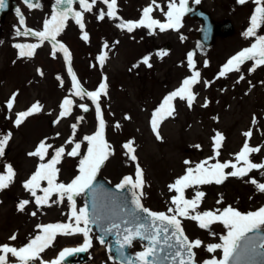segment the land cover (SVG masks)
Listing matches in <instances>:
<instances>
[{
	"label": "rangeland",
	"instance_id": "obj_1",
	"mask_svg": "<svg viewBox=\"0 0 264 264\" xmlns=\"http://www.w3.org/2000/svg\"><path fill=\"white\" fill-rule=\"evenodd\" d=\"M15 1L18 4V0ZM158 2L164 5L166 10L167 0ZM53 3L54 0H41V8L31 11L18 4V8L25 15L26 26L41 30L43 20L50 15ZM148 3L149 0H118V14L125 20H136L140 16V10ZM189 4L191 7H204L215 19L230 18L236 29L235 33L227 38H218L209 49L204 48L195 35L199 22L185 16L183 26L178 32L169 30L160 33L157 30L155 35H149L147 29L141 28L127 33L115 27L118 21L96 19L99 10L105 7L98 3L93 13L85 14L88 42L81 39L80 29L71 20L58 37L69 48L72 54V69L84 88L88 91L95 90L102 76L106 75L108 78L109 94L102 98V109L107 121L106 138L113 145L116 154L106 162L99 174L113 185L119 183L124 175L134 174L135 165L127 160L121 148L126 140L134 138L136 154L147 181L142 203L153 211L167 210L169 197L174 195L168 192L167 184L183 174L185 159L198 162L212 155L210 138L214 130L222 132L226 137L219 157L221 161L231 159L230 154L239 151L245 139L241 133L250 127L253 128L251 145L264 144V84L261 83L264 81V66L249 74L251 62L243 65L242 73L245 79L240 83H235L240 75L235 72L230 73L227 78L217 79L221 66L235 53L250 46L253 38L245 39L241 33L249 26V17L254 5L249 2L241 6L236 0H201L199 5L189 0ZM78 7V4L74 5V8ZM154 15L157 19H164L158 11ZM0 23V41H3L0 43V134L12 133L5 156L0 158V172L4 171V163H11L17 173L15 182L0 192V244L12 243L19 247L36 234L37 224L65 222L68 212L66 202L43 207L37 211L35 217L30 215L37 210L34 203H30L25 212H17L19 200L32 199L21 185L35 170L38 161L28 157L27 153L34 150L45 137L53 138L48 142L54 147H59L71 134L70 125L76 122L77 116L84 117L78 128L77 139L91 134L96 128V118L94 106L90 101L75 98L78 104H88L90 111L84 113L79 108H74L71 117L62 120L58 125L51 123L56 119L61 100L69 95L71 88V77L62 53H57L56 58H53L51 45L45 42L32 58L17 59L14 43L38 41L33 37L15 36V30L20 28L16 19V7L0 15ZM258 34L264 35V29ZM181 36L185 39L181 40ZM117 40L119 43L113 47ZM105 42L110 51L106 50L108 59L101 67L96 57ZM160 50H167L169 54L161 59L156 55ZM189 51L195 53L194 59L202 80L212 81L211 86L205 88L201 82L195 87L194 90L199 96L192 109H189L185 102L176 101L177 114L175 118H169L162 123L160 133L163 140L157 141L149 124L151 113L167 94L166 90L178 87L182 79L190 75L187 68ZM145 55L152 57L150 62L153 66L148 68L140 64L138 68H132V65L141 61ZM205 60L208 61V67H204ZM38 68L42 70V76L37 73ZM58 76L63 85L61 80L57 79ZM13 92H17L18 96L12 112H9L5 104ZM205 97L209 100L207 108L201 107ZM36 101L44 105L43 112L27 118L21 127H15V113L26 110ZM125 114L131 119L124 120ZM253 114L258 118L255 127L251 124ZM117 121L121 124L120 129L113 127ZM36 122L42 123L43 128L33 131L30 142L34 144L30 145L25 142V132L30 131ZM57 132L60 133L59 137H56ZM195 144L201 145L202 148L198 150L192 147ZM261 159H264V149L253 155L254 162H260ZM77 165L78 158L66 157L59 165L60 179L68 182L76 174ZM250 177L264 182V177H260L256 171L250 173ZM201 190L207 194L201 211L221 207L216 204L221 194L224 199L223 206L231 204L242 212L253 211L264 205V194L256 192L254 186L236 178L230 177L219 186H202ZM186 195L191 198L193 190L189 189ZM77 203L83 206L82 197L77 198ZM183 226L191 239L199 238L205 243L219 242L218 237L209 236L206 231L199 229L195 222L185 220ZM213 231L220 234L224 229L222 225L216 224L213 225ZM13 233H16L18 238L16 241H9L8 237ZM95 235L97 234L93 231V247L89 252L68 257L65 264H116L114 259H109L110 253L106 244L101 245ZM82 240L81 235L58 236L53 246L42 256L45 260H51L63 247L79 245ZM140 249L141 242H134L131 250ZM197 252L199 260L207 259L211 255L203 249ZM215 255L219 256L220 253Z\"/></svg>",
	"mask_w": 264,
	"mask_h": 264
},
{
	"label": "snow or ice",
	"instance_id": "obj_2",
	"mask_svg": "<svg viewBox=\"0 0 264 264\" xmlns=\"http://www.w3.org/2000/svg\"><path fill=\"white\" fill-rule=\"evenodd\" d=\"M27 8H41L40 0H23ZM251 2L254 8L249 17V26L241 35L245 38H253L250 46L245 47L231 56L220 68L217 79L227 78L230 73H240L235 83L245 79L242 66L251 62L248 73L251 74L257 68L264 66V35L258 34L264 29V0H236L243 6ZM101 8L96 15L98 21L105 18L118 21L115 27L127 33H133L137 29H147L149 35H155L172 30L178 32L182 28V21L187 13L193 11L189 0H167L165 6L158 0H149V3L140 10V16L136 20H125L119 16L118 0H54L51 5L50 15L43 20L42 29L28 28L25 17L19 8L16 15L20 28L15 30L16 37H33L36 43H14L17 49V59L32 58L36 50L48 42L51 45V55L56 58L57 53H62L67 71L71 77V88L59 104V112L54 125L72 116L74 108L82 112L90 111L86 103H77L75 98L83 101L87 99L95 109L96 128L91 134H86L77 139L79 125L83 122V116H77L76 122L70 125L71 134L59 147L49 143L50 137L40 140L34 150L29 151L27 156L36 158L35 170L22 182V188L32 198L21 199L17 203V212H25L30 203H34L36 211L30 213L35 217L37 211L43 207L61 205L67 203L68 212L65 222L37 224L36 234L28 239L27 243L17 247L12 243L0 244V264H65L68 257L87 253L93 247V228L99 235L95 239L101 244L107 243V250L114 251L119 259L116 264H264V205L256 210L242 212L231 204L223 206V194L216 200L217 205L212 209L201 211V205L206 193L201 190L205 185H223L230 177L243 180L254 186L255 191L264 194V182L250 173L256 171L260 177H264V159L254 162L253 155L264 149V144L252 146L253 128L243 131L245 138L238 152L232 153L231 159L221 161L219 159L226 137L218 130H214L211 136L212 155L194 162L188 159L183 161V174L167 184L169 193V206L166 211H153L145 207L142 198L145 196L144 188L147 185L144 169L141 167L135 139H128L122 145L123 154L128 161L135 165L134 174L124 175L120 182L114 186V192H109L97 183V176L106 162L113 157L115 149L106 138L107 121L102 109V98L108 96V78L106 75L95 90L88 91L81 84L72 69V54L69 48L58 39L65 31L69 20L73 21L81 31V39L89 41V34L85 30L86 13H93L97 4ZM193 4L199 5L201 0H192ZM78 4V9L74 5ZM6 7V0H0V10ZM106 9V10H105ZM160 12L163 20L154 15ZM21 28L23 30H21ZM185 37L181 36V40ZM3 43V41H0ZM119 41H115L118 44ZM198 47H201L198 45ZM110 51L107 42L102 46L100 54L96 57L98 64L103 67L108 59ZM167 50H160L157 56L161 59L168 55ZM195 53H187V68L190 75L184 77L180 85L168 92L159 105L152 111L149 121L152 133L157 141H162L160 126L177 114L176 101L185 102L189 109L197 103L199 93L194 89L203 82L204 87L211 86L212 81L202 80L201 72L197 68L194 59ZM152 57L145 55L132 68H138L140 64L151 68ZM15 63V61H13ZM204 67H208V61H204ZM132 69H129L131 71ZM39 75H43L41 69H37ZM58 80L61 78L58 76ZM251 84V82H249ZM264 84V81H261ZM61 85L63 81L61 80ZM247 94V93H246ZM18 93L13 92L6 101V108L12 112ZM209 100L204 98L201 107L207 108ZM44 110V105L39 101L31 104L24 111L15 113L13 124L21 126L29 117L37 115ZM10 118V117H9ZM124 120H130L127 114ZM214 119H216L214 117ZM258 118L253 114L251 124L255 127ZM113 127L120 129L121 124L117 121ZM259 130V129H257ZM264 135V133H262ZM60 133H56L59 137ZM12 138V133L0 134V158L5 156L6 147ZM69 146L70 150H69ZM201 149L199 144L192 145ZM78 158L77 172L68 181L60 179L63 160ZM3 172H0V192L8 189L14 182L17 173L11 163H4ZM248 178V179H245ZM193 190V195L188 198L186 193ZM131 193L130 200L126 193ZM88 197L89 202L83 206L78 205V197ZM195 222L197 227L208 233L213 238L218 237L216 243H205L196 238L191 239L185 231L184 221ZM222 225L224 232L216 233L213 225ZM83 237L82 243L75 247H65L51 260H45L42 254L53 246L58 236ZM113 239L109 240L108 238ZM17 234L8 237L9 241H16ZM141 242V249L129 255L126 250L131 248L134 242ZM211 254L209 258L199 260L197 250ZM219 252L217 256L215 253ZM113 260V256H109Z\"/></svg>",
	"mask_w": 264,
	"mask_h": 264
},
{
	"label": "water",
	"instance_id": "obj_3",
	"mask_svg": "<svg viewBox=\"0 0 264 264\" xmlns=\"http://www.w3.org/2000/svg\"><path fill=\"white\" fill-rule=\"evenodd\" d=\"M12 6V2L10 0H6V7L3 10H7ZM0 10V11H3ZM189 16H192L194 18H198L202 21V25L199 29L198 35L202 39V41L207 45L209 43L214 42V39L217 35H227L232 33L233 29L230 24L229 20H223L220 22L214 21L210 14L202 9H196L189 13ZM97 183L102 185L104 189L108 190L109 192H114V187L109 186L108 183H106L101 177H97ZM128 199L131 198V193H126ZM85 202L90 203V199L88 197H85ZM95 228V227H94ZM99 235V233H98ZM109 240L113 239L112 237L108 238ZM112 255L115 257L116 260L119 258L116 257V254L114 251L111 252ZM126 253L129 255H134L133 253H130L128 249L126 250Z\"/></svg>",
	"mask_w": 264,
	"mask_h": 264
},
{
	"label": "bare ground",
	"instance_id": "obj_4",
	"mask_svg": "<svg viewBox=\"0 0 264 264\" xmlns=\"http://www.w3.org/2000/svg\"><path fill=\"white\" fill-rule=\"evenodd\" d=\"M175 87V86H174ZM171 88V89H168V90H166V92L168 93V92H170V91H172V90H174L175 88ZM42 123H35L34 125H33V127H32V129L30 130V131H26L25 133H26V138H25V142L26 143H28V144H30V145H33L34 143H32V142H30V139H31V137H32V135H34V133H33V131H35V130H39V128H43V127H41L42 125H41ZM30 128V127H29ZM33 133V134H32ZM38 134V133H37ZM24 160V159H23ZM24 161H27V160H24ZM24 167V166H23Z\"/></svg>",
	"mask_w": 264,
	"mask_h": 264
}]
</instances>
